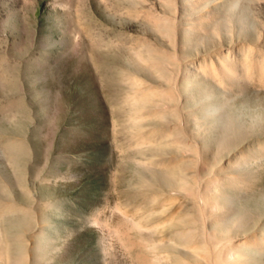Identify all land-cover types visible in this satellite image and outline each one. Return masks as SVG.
<instances>
[{
	"label": "rangeland",
	"instance_id": "1",
	"mask_svg": "<svg viewBox=\"0 0 264 264\" xmlns=\"http://www.w3.org/2000/svg\"><path fill=\"white\" fill-rule=\"evenodd\" d=\"M154 1L0 0V206L8 205L14 226L24 229L30 227L29 217L39 218L43 203H53L61 212L60 226H72L66 234L69 240L75 235L76 240L69 247L83 264H94L95 239L100 246L94 248L103 252L101 258L95 254L98 264H137L122 239L127 233L142 239L140 247L146 245L145 230L137 226L136 217H145L146 212L158 217L155 207L176 196L196 195L205 183L210 199L217 186L214 181L220 190H227L225 208L234 229L248 232L264 221V81L262 87L253 79L246 80L252 76L250 66H264V0H213L220 10L212 17L219 25L220 38L199 31L209 43L195 38L186 54L167 46L175 26L181 25L176 11L180 2ZM159 4L166 10V22L155 14ZM57 26L62 33H57ZM162 26L161 31L174 29L170 37L159 32ZM235 27L240 30L234 33ZM158 49L168 57L176 53L179 62L169 61ZM212 51L218 57L210 55ZM222 54L229 55L225 70L233 61L238 67L229 72L238 70L241 76H221L223 87L214 78L215 73H222L219 59L215 62ZM209 55L220 68L214 76L194 62L202 57L206 63ZM244 58L251 63L248 75L241 70ZM187 60L188 65L192 61L194 72L201 71V78H191L193 82L212 94L226 91L232 101L222 116L223 131L205 134L208 146L215 147L212 154L203 150L202 140L195 136L200 127H187L182 107L175 104V86ZM261 65L258 72L262 74H255L256 68L254 78L259 75L264 80ZM242 73L248 76L245 81ZM167 90L171 97L165 96ZM161 128L173 134L157 140L164 147L157 151L142 139V133ZM240 149L242 157L236 154ZM149 150L158 156L181 157L174 164L176 169L180 161L184 163L179 167L181 174L192 168L199 171L200 178L189 183L193 189L189 184L185 190L176 189L180 176L167 173L169 169L157 170L143 159ZM218 165L227 167L218 174L209 168ZM222 174L230 176L214 178ZM92 218L100 220L103 234ZM238 220L241 224H236ZM164 225L172 227L173 220ZM148 246L153 249L154 245ZM250 258L251 264H264L260 252Z\"/></svg>",
	"mask_w": 264,
	"mask_h": 264
},
{
	"label": "bare ground",
	"instance_id": "2",
	"mask_svg": "<svg viewBox=\"0 0 264 264\" xmlns=\"http://www.w3.org/2000/svg\"><path fill=\"white\" fill-rule=\"evenodd\" d=\"M158 1L160 2V0ZM208 1L210 0H207V3L205 4L207 7L204 5V7L199 11V13H196L195 9L198 8L199 6H202L205 0H174V2L177 3L180 2L181 4L177 6L179 10L178 9L176 10L179 11L178 15L180 21H178L179 20L178 18H177L178 20H175L176 22L178 21V23L181 25L179 26V28L175 26V30L171 29L174 30L173 34L175 35L173 39H169L170 41L169 40L168 41L171 43V40H173L172 41L173 45L167 43V46L169 45V47L173 49L172 50L173 52H176L178 50H183L184 53L190 52L194 46L193 41L195 38L200 39L204 43L205 41L209 43V40L207 41V39L204 36L200 35L199 31H202L204 35H209L212 39H214V37L220 38L219 25L218 23H215L216 21H214L213 19L216 16V14L220 11L216 6L218 2L215 3L214 2L215 0L214 1L211 0L212 2L210 3ZM255 1H261V0H255ZM55 6H58L56 2H55ZM146 10L144 11L147 12ZM155 10H157L155 11V14H157L158 17H163V21H164L165 20L164 17L167 16L165 8L160 6L159 4V6L155 8ZM166 21L167 18L165 22ZM172 21L170 22L174 24V20ZM163 24L165 25V23ZM242 27L243 26H241V29ZM162 28L163 26L160 28V31L158 29L157 30L162 33L164 31L165 32L164 34L168 33L169 36L167 37H170L171 36L170 32L172 31L165 27L163 31H161ZM56 29L58 34L62 33L60 26H57ZM238 30H240V28L235 27L234 33L235 31ZM221 43L224 44V41H222ZM159 50L160 49H158L157 52H160ZM235 50H237V47ZM248 50L251 49H249L248 47ZM150 52L151 50L147 51V53ZM214 52L211 53L210 55L215 56L216 54L214 55ZM163 53L162 56L169 59V61L174 59L173 62L175 61L179 62V60H177L176 58L177 56L176 53L174 55L168 51L167 54L171 53L169 54V57L166 55V51L164 54ZM181 53L179 52L180 56H183L181 55ZM215 53H218V51ZM210 55L208 56L209 58L207 57L205 58L209 61L211 60L210 63L209 61L206 62L208 65L206 63H203V61H205L204 58H202L203 55H201L202 57H196L197 59L194 62H196L197 67L203 68L204 70H208L206 72L212 74L213 76L216 74L214 78L220 81L219 82L220 84L222 83V81L224 83L223 80L224 78H222L221 76H224L226 78L228 74L232 73L229 75V76L232 75L231 76L232 78L239 77L237 75V73L239 72L238 70L236 71V73H234V70L229 72V69L232 70L238 67L237 65L236 67L235 65L233 66L234 64L233 61H232L233 64L232 65L230 64L231 67H229L228 70H225L227 64L226 60L229 59V58L226 59V56L229 57V55H224L223 57L219 55L222 58L220 59L219 57L215 59V62L217 59H219L217 60L218 63H220L219 67L222 66V68L227 72H223L222 71L223 69L218 68L217 67L218 65H215L216 63L214 64V62H212V60H214V58L212 59L213 56L211 57ZM147 56L150 55L148 54ZM236 56H237L236 58H238V56L240 55L236 54ZM246 59L248 60V56ZM246 59L244 58L243 61H246ZM243 61L241 64V67L243 66V69L241 70H243L244 74L246 75H248V73H251L248 72L250 67L252 69L254 68L253 70L257 68V71L256 72L254 71L255 74L258 72V69H260L259 67L261 64L256 67L255 65L252 66L248 65L251 63H247V61L246 62ZM257 61L260 63L259 59ZM156 62H158V60ZM190 62L192 63V61H189V63ZM186 63L187 65L183 66L184 67V69L182 70L183 72H180L182 77L180 78L179 76L180 78L179 79L177 76L179 80L175 88L177 91L178 99L177 101L176 100L174 101H176L175 104L179 105L183 109L182 120L185 119L184 124H186L187 127L188 126L200 127V130H197L198 133H196L195 136L197 139L202 140L201 144L203 150L210 151L212 154L213 153L212 149L215 147L210 148L208 146L210 139L208 137H205V134L206 132L217 133L218 131L219 132L223 131V127H221L222 116L224 110L232 104V101L229 97L226 96L227 92L225 91V87L224 89L221 90L225 92L212 94L202 84L193 82L191 78H196L198 80L201 78L202 76L201 71H199V74L198 72L197 73L194 72L196 70L193 71L191 69L192 68V66H190L191 63L188 65V60L187 62L185 61V64ZM211 63H213V66ZM254 63L256 62H253V64ZM259 63H257L256 65H258ZM248 66L250 67L248 68ZM262 67L264 66L261 65V68ZM217 68L221 70L220 72H222L220 73V75H217L219 74V72L214 74ZM253 70H250L252 71L251 74L252 76H250L249 78L248 76L243 75L242 73L243 75L242 80L244 78L246 79L247 77L248 79L246 80L250 81V79L251 80L253 79L254 83L261 84L262 81L264 80L260 78L259 75L256 78H254L256 75L254 74ZM155 72L158 74V72L161 71L157 69L155 70ZM240 78L241 76L239 77V79ZM226 79H228V77ZM227 81L229 83L230 80ZM215 82L218 83L217 81ZM223 83L221 85L222 87L224 86ZM263 83L261 84L262 87H263ZM232 86L233 85L230 86V89ZM157 88L159 89L160 87L158 86ZM161 91L164 90L161 89ZM169 91L173 93V91L171 90ZM167 93L168 90L166 92V95L165 94L164 95L171 97L170 96L171 93H169V95ZM172 97H174V95ZM170 102H173V100L172 101L170 100L169 104ZM157 104H160V102ZM170 106L171 105L167 107L169 108ZM172 107H170L169 109H173L174 107L176 108V105L173 108ZM177 108L175 109L176 110L175 112H178ZM153 111H155V109H153ZM171 112H174V109ZM252 119L256 120V118H252ZM171 124H174V122L173 123L171 122ZM204 124L207 126L205 129H203L202 127V125ZM162 129L163 128H161V130H157V129L148 130L147 132L142 133V139L147 140L149 144L154 145L155 146L154 149L157 151L160 150L161 148L162 149L164 148L163 143L157 142V140L160 139L162 136H167L170 133L173 134L169 128L168 129L170 132L168 131L165 132L164 129L163 130ZM213 129H215V131H212ZM203 131H205V133H203ZM209 137H211L210 134ZM243 152L244 150L240 149L236 152V154H239L241 156ZM144 155L145 157L143 159L150 161L149 163L153 167L157 168V170L158 169L161 170L163 168L164 170L162 169V171H168L167 169H169L171 171L167 173L179 175L180 182H178L176 189L180 191L185 190L186 184H189L191 181H192L191 183L193 184L194 183L193 180H195L196 178H200L198 176L199 171L193 168L189 172L187 173L183 172V174H181L180 173L181 168L179 167L184 166V163H182V165L180 164L181 161L177 164L178 165L177 168L174 169V164L178 160L182 159L181 157H178L176 155H174L173 157L158 156L152 150L145 152ZM229 162H230V158L226 160L227 164ZM226 167L227 166L225 165H220V166L218 165L217 167L212 166V168L211 166H209L210 170L212 169L216 174L221 172V169H226ZM228 176H230V174H226V175L222 174L218 176L216 175L214 176V178L216 179L217 177H220L221 179H223ZM214 182H216L215 184H217V186L213 187L215 193L213 199H210L208 194H210L211 191L208 188H206L207 183H205L202 189L197 191L198 193L196 195L189 194V195L176 196L171 200L168 199L170 200L168 201V203L155 207L153 211L155 212V214L158 213L157 214L159 215L158 217L155 216L151 217V212L149 214L146 212L145 217H143L142 215L136 217L135 223H137V226L145 230L146 235L144 238L148 240L146 242V245L143 244V248L140 247L142 244V239H140L138 236H128L127 233L122 235V239L124 240L125 246L128 247L130 251H133L137 264H251L249 262V259H251L250 255L259 252H260V257L262 258V255H264V221L262 224H259L257 228L249 229L248 232L247 230H244L241 233L240 230L242 229H240V227L234 229V224L228 222L229 213L228 210H226L225 208V203L229 202V195H228V201H226L228 192L225 189L220 190L218 188L217 181ZM189 185L191 186V189H193L194 186L191 184ZM189 185L188 188L190 187ZM216 195H218L222 200H220L219 197ZM210 200H212L211 203ZM43 204H45V207L40 208V213L38 216L39 218L36 219L33 217H29L28 223H30V227L29 228L25 227L24 229H21L22 226L17 228L14 226L15 222H13V216L12 214H10V207L8 205L3 204L2 206H0V264H69L70 262H72L70 264H78V263L83 264L81 262H78V258L74 257L76 256L75 252L74 253L71 252V249L69 247L70 244H73L76 240L75 235H72V239L69 240V237L66 234V230L67 231L71 230L72 226L71 225H69L68 227H64V225L60 226L58 219H62L61 212L58 209H56L54 207V204L51 202L50 203L47 202ZM169 209H170V213L166 215L165 212ZM169 220H173L174 225L172 227H165L164 223L168 222ZM92 223L99 229V231L102 232L103 227L98 218L97 219L92 218ZM236 224H241V221L240 220L236 221ZM148 244L154 245L153 249H149V246L147 247ZM97 246H100L99 241L98 239H95L93 242L94 264H98V256L96 257L95 254H99L100 258L103 255L102 251L97 252L96 250L98 248ZM77 250L78 251L76 252H80L79 249ZM69 259L70 261H68Z\"/></svg>",
	"mask_w": 264,
	"mask_h": 264
}]
</instances>
